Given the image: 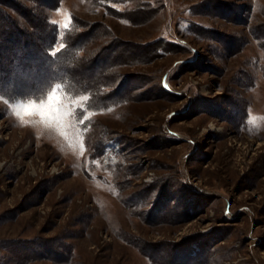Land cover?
<instances>
[{
    "label": "rangeland",
    "instance_id": "rangeland-1",
    "mask_svg": "<svg viewBox=\"0 0 264 264\" xmlns=\"http://www.w3.org/2000/svg\"><path fill=\"white\" fill-rule=\"evenodd\" d=\"M47 30L97 95L46 83ZM0 32V264H264V0H0Z\"/></svg>",
    "mask_w": 264,
    "mask_h": 264
},
{
    "label": "trees",
    "instance_id": "trees-1",
    "mask_svg": "<svg viewBox=\"0 0 264 264\" xmlns=\"http://www.w3.org/2000/svg\"><path fill=\"white\" fill-rule=\"evenodd\" d=\"M48 26V25H47ZM47 28H45L46 30ZM47 38L46 44L40 45L38 44L37 51L40 57V61L42 64L47 65L46 68H43L44 72L50 74L49 77L46 78V83H51V85L56 86L59 85L69 94H73L75 96L79 94H88L90 98H92L95 94L97 95V84H92L88 82H84L82 78H80L79 72L76 71L75 67L78 64L81 68H83V60H85V56L81 55V43H79L78 38L80 34L77 32V36H74L73 39L70 38V34L68 33L62 39L59 40L58 32L53 30H47ZM4 33L0 32V35ZM5 36V35H3ZM14 35L10 34L6 36L7 42L13 40ZM46 37V36H45ZM76 37V38H75ZM78 37V38H77ZM42 42V41H41ZM62 42L61 47H57V45ZM12 50L10 45H6L1 50ZM14 59V58H12ZM8 70L10 73L16 74L17 77H21V75L25 74L23 71H19L21 68L26 66L22 60L19 61L18 64H15L12 60L9 61ZM0 64H4L2 58L0 56ZM15 65V70H13V66ZM22 66V67H21ZM24 69V68H23ZM19 73V74H17ZM11 75V74H10ZM5 78L0 75V89L6 92V84ZM7 81V80H6ZM46 87L44 88V90ZM43 90V91H44ZM39 92V91H38ZM11 92L10 94H12ZM36 93V92H35Z\"/></svg>",
    "mask_w": 264,
    "mask_h": 264
},
{
    "label": "snow or ice",
    "instance_id": "snow-or-ice-1",
    "mask_svg": "<svg viewBox=\"0 0 264 264\" xmlns=\"http://www.w3.org/2000/svg\"><path fill=\"white\" fill-rule=\"evenodd\" d=\"M53 97L49 96V100H51ZM45 105L41 104L40 106H38L36 108L37 113L42 117V119L44 118L45 115ZM85 119H87V117H85ZM83 123V121H81Z\"/></svg>",
    "mask_w": 264,
    "mask_h": 264
}]
</instances>
